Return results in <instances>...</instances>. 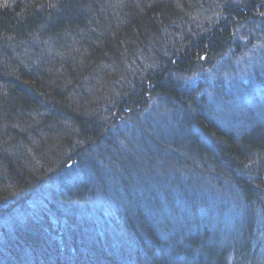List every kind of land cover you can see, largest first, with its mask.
Segmentation results:
<instances>
[{
	"label": "trees",
	"instance_id": "obj_1",
	"mask_svg": "<svg viewBox=\"0 0 264 264\" xmlns=\"http://www.w3.org/2000/svg\"><path fill=\"white\" fill-rule=\"evenodd\" d=\"M243 23L264 0H0V264H264V60L218 114L179 79ZM122 116L153 126L107 145Z\"/></svg>",
	"mask_w": 264,
	"mask_h": 264
},
{
	"label": "rangeland",
	"instance_id": "obj_2",
	"mask_svg": "<svg viewBox=\"0 0 264 264\" xmlns=\"http://www.w3.org/2000/svg\"><path fill=\"white\" fill-rule=\"evenodd\" d=\"M195 24H200V23L196 22ZM240 30H243L240 32V34L246 36V38L245 39L243 38V39L237 41V44H235L236 46L237 45L239 46V51H238L239 53L238 54H236L235 52H232V51L226 52V54H224L222 58L220 57L219 59H216L215 62H211L210 64H208L207 67H204V65L199 64V67L197 68L198 70L190 71L187 73H182L181 75H179V79L181 81H183V84H184L183 86L185 88L188 86H192V85H195V86L199 85V87L201 86L202 91H200V93L198 95H205L206 96V99H207L206 103H207V105H209V107H211L212 110H214L213 112H215L216 110H219V108L224 107V105H221L218 102V100L216 99V96H218V94L224 95L228 89H232L233 83L235 84L234 81H236V80L248 81L252 77L250 75L249 71H252L256 65L253 66V58L251 57L250 51H255V53L258 52V55L260 56L259 59H262V61H261L262 63L264 60V57L262 55H260V53L264 52V40H263L264 39V32H262V33H260V35H258L256 31H258L259 29H257L256 31L253 30L255 39L251 41L252 44H251V42L247 44V43H244L245 42L244 40L248 41V37H250V34H251V32H249V31L251 29L249 30V28L246 27V24L243 23L240 25ZM254 43H255V45H254ZM210 65H212V66H210ZM175 79H178L177 75H176ZM107 85H108V81H104L103 87H105ZM230 85H231V88H230ZM221 87H224V88H221ZM185 91H187V90H185ZM215 91H217V93ZM95 95H97V93H95ZM192 98H194L193 100H195V96H192ZM233 100L236 102V97H234ZM154 103H156V102H154ZM152 105L149 102L148 106L150 107ZM157 105H159V104H157ZM148 106L146 108L147 111L151 110L153 107L152 106L150 109H148ZM162 109H164L163 106L157 112L159 113L160 111H162ZM228 109L229 108L224 109V112ZM217 112H219V111H216V113ZM168 114H171V113L168 112ZM159 115L160 114H158L157 116H159ZM157 116L155 115L154 117L156 118ZM166 116H169V115H167V113H166ZM169 120H170V118H169ZM116 121L114 119V122L111 125L112 127H110V128H112V130L110 132L111 134L108 133L107 135H105V137H106L105 141H106L107 145H112V142H115L116 138H119V136L120 137L122 136V138H123V136H125L126 138L133 139V140L135 139V137H138V136L142 137L145 134L143 131L151 130V127L153 126V125H149L147 122H145L146 120H144V118H141V117L137 119L136 123L133 122V120H131L130 118L128 119L125 116L117 117ZM144 126H145V129L142 130V127H144ZM171 132L172 133L168 132V134L169 135H172V134L175 135L174 131H171ZM114 144H116V143H114ZM136 148L139 149V147H136ZM160 155H161V157H163L166 154L163 152ZM158 157H160V156H158ZM100 164L103 165V163H101V162H100ZM159 165L157 166V165L151 164V166L154 167V171L156 168L159 167ZM106 167H108V165ZM87 168L89 169V167H87ZM87 168L85 167V169H87ZM165 168H169V167L165 166ZM82 169L83 168H81V167L77 168V166L74 164H67L66 167L62 168V170H59L58 173H56L51 179L48 180L49 182H48L47 186L50 185V187H51V185H58L60 182H65V180L66 181L68 180V185L71 187H75L79 183L82 182L81 179L79 178V173L77 172V171H79L81 173ZM100 169H101V167H100ZM168 170H170V169H168ZM151 172L152 171H149L147 174H149ZM157 174L161 175L162 172L158 171ZM158 177H159V179H161L160 176H158ZM153 179H155V175H153L150 179L149 178L146 179V181L148 182L147 184L151 187H153L155 184H157L159 182L160 183L164 182V184L162 185L164 187L167 186V184H168V182H166L167 178H165V177H162L161 181H157V182L152 181ZM50 187H47L48 191H49ZM256 243L257 244L259 243L264 247V224L263 223L259 226Z\"/></svg>",
	"mask_w": 264,
	"mask_h": 264
},
{
	"label": "bare ground",
	"instance_id": "obj_3",
	"mask_svg": "<svg viewBox=\"0 0 264 264\" xmlns=\"http://www.w3.org/2000/svg\"><path fill=\"white\" fill-rule=\"evenodd\" d=\"M239 101H241V100H239ZM238 101V102H239ZM174 107H175V109L177 110V111H180V103L179 102H175L174 103ZM227 108H229V106H226ZM226 107H225V109H226ZM229 119H226V121L227 122H229L228 121ZM161 164L163 165L164 164V161H162L161 162ZM165 165H166V163H165ZM164 165V166H165ZM161 167H158V168H156L155 169V177H156V174H157V172L159 171V169H160ZM150 171H154V167H152V168H150ZM158 175V174H157ZM159 176V175H158ZM157 178H155V181L157 182ZM158 184H160V182L158 183ZM136 184H134L133 186H135ZM83 193H85V195H92V196H97L98 194H99V191H97V189L93 186V185H89V186H86L85 187V189H82L81 190ZM92 208H95V206L92 204V205H90Z\"/></svg>",
	"mask_w": 264,
	"mask_h": 264
}]
</instances>
